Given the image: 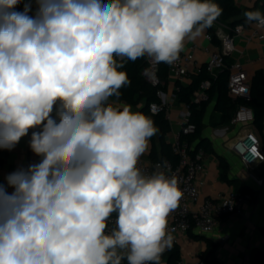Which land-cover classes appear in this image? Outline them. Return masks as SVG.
I'll list each match as a JSON object with an SVG mask.
<instances>
[{"label":"clouds","instance_id":"clouds-1","mask_svg":"<svg viewBox=\"0 0 264 264\" xmlns=\"http://www.w3.org/2000/svg\"><path fill=\"white\" fill-rule=\"evenodd\" d=\"M21 2L0 0V149L38 129L29 146L41 160L0 184V264H161L183 192L175 176L138 166L158 131L151 117L108 101L130 83L127 61L175 63L222 9L35 0L29 15L31 0L17 11ZM243 15L264 27L260 10Z\"/></svg>","mask_w":264,"mask_h":264},{"label":"crops","instance_id":"crops-1","mask_svg":"<svg viewBox=\"0 0 264 264\" xmlns=\"http://www.w3.org/2000/svg\"><path fill=\"white\" fill-rule=\"evenodd\" d=\"M29 0H22L17 5V11H23V5ZM32 9L36 8L35 0H31ZM237 6L250 10H260L264 13V0H235ZM245 31L243 35L236 38V50L229 58L232 64L239 62L248 73L250 82L252 76L258 70H264V29L262 37L250 38L255 22L243 24ZM218 32H229L225 25L217 26ZM208 31L205 29L203 34L194 40H186V43L197 45L194 62L189 67V74L180 84L187 86L192 80V76L200 71L206 65L209 59L207 49L213 51L217 45L208 40ZM176 80L169 78L167 93H174ZM234 97V96H233ZM236 98V97H234ZM113 106H122L126 102L116 100L111 97L108 101ZM215 102L209 103L205 115V127L203 136L208 138L216 153L223 156L230 166V177L233 184H228L220 179V163L217 154L205 153L203 162L205 172L203 173L204 185L201 186V195L203 198L211 197L217 193H226L230 190H240L247 188L251 194V201L244 206L241 214L227 215L218 220L215 229L208 234H202L198 231L191 232L196 237L189 235H180L181 258L191 259L201 257L208 249V242L214 245L213 254L210 257L216 264H264V163H256L248 169L240 158L232 150L233 144L247 132H254L259 135L254 123L252 124H232L220 123V113L214 111ZM129 105V104H127ZM134 112L138 108L131 106ZM185 111L184 105L175 103L169 112V120L172 131L166 136V140L171 142L180 130L179 120ZM55 115V113H53ZM216 122L218 125H214ZM38 129H33V131ZM156 134L152 137L155 141L158 153L161 152L160 132L157 128ZM31 131L25 137H22L11 153L4 165L0 169L1 184L6 185V176L15 171L18 167H27L33 163H39L41 157L36 156L29 146ZM149 141L148 151L140 158L149 161L153 146V139ZM253 173L262 184H258L250 175ZM12 191L11 188L8 189ZM161 264L170 263L167 256H161Z\"/></svg>","mask_w":264,"mask_h":264},{"label":"built area","instance_id":"built-area-1","mask_svg":"<svg viewBox=\"0 0 264 264\" xmlns=\"http://www.w3.org/2000/svg\"><path fill=\"white\" fill-rule=\"evenodd\" d=\"M33 8L31 15L35 13ZM229 29V28H228ZM264 27H255L252 29L250 38L262 37ZM245 27L238 24L229 32H218L217 37L220 44L213 51L207 49L209 59L206 63V70L212 76L217 74L225 67V58H230L236 50V38L243 35ZM208 40L212 42V37L208 35ZM197 45L189 44L185 41L183 51L180 53L178 60L169 65V78L176 81H182L189 74V67L194 62L195 51ZM148 66L144 71L146 79L154 87H158V96L161 102H153L149 106L150 112L158 114L165 107L168 118L171 107L177 103L175 91L172 95L160 87L163 82L159 76V64L154 63L151 58L147 57ZM211 81H204L200 89L195 93L193 100L196 103L207 102L209 100L208 88ZM228 86L232 96L240 98L246 102L251 100V82L248 73L239 62H235L230 67ZM185 111L182 113L179 125L180 130L172 141L173 152L178 156L177 162L172 160H143L140 159L138 166L142 171L150 175L155 171H164L169 177L175 176L178 180L179 187L183 192L179 206L168 217V231L173 237V244L180 243V235H189L193 231L202 234L211 233L219 219L231 215L241 214L244 206L250 203L252 197L249 192L230 190L226 193H217L214 196L203 198L201 195V186L204 185L203 173L205 172L204 150L200 149L191 153V146L184 136L192 134L196 130V126L190 122L189 107L185 104ZM232 124H252L254 122L253 110L242 104L238 107ZM234 153L240 158L241 162L248 168H252L256 163H264V143L261 137L254 132H247L240 137L232 146ZM159 166V167H158ZM251 177L258 183L262 184V180H258L253 173ZM115 214L109 221V229L115 226ZM168 251V250H166ZM124 264H127L125 261ZM174 264H208L202 257L191 259L180 258Z\"/></svg>","mask_w":264,"mask_h":264},{"label":"trees","instance_id":"trees-1","mask_svg":"<svg viewBox=\"0 0 264 264\" xmlns=\"http://www.w3.org/2000/svg\"><path fill=\"white\" fill-rule=\"evenodd\" d=\"M215 2L222 9V14L214 21L212 27L207 28V31L208 35L212 37V43L218 46L220 41L217 37V26L225 25L227 28L233 30L238 24L248 23L243 14L244 12L249 11V9L240 8L237 6L235 0H215ZM29 15H31V12ZM224 62L225 67L216 77H212L207 72L206 65H204L198 73L192 76V80L187 86L181 85L180 81H177L175 84V87L178 88L175 91L176 101L177 103L185 104L189 107L190 122L196 126L194 133L183 137L184 140L193 146L191 153L202 149L205 153L217 154L211 141L203 136L206 110L209 103L213 101L215 102L214 111L220 113L219 120L222 124L231 122L240 105L245 104L249 106L254 113L253 123L255 128L264 143V70H258L252 76L251 100L246 102L240 98H234L230 93L228 79L232 61L229 58H225ZM147 66V57L137 59L135 62L127 61L122 70L127 72L130 83L120 89L121 95L118 99L115 96H113V98L138 108V112H142L151 117L154 121L155 127L159 129L161 152L158 153L155 141L152 138L153 146L149 156L150 160H172L176 163L178 156L173 152L172 143L165 139L172 131L166 108L164 107L158 114H154L149 110L151 103L161 102V100L158 96L159 88L151 85L144 75ZM159 76L163 82V85L160 88L167 91L169 83L168 64L159 63ZM206 80L211 81V86L207 90L209 100L207 102L196 103L194 102L193 97L200 89L201 84ZM214 125L218 124L214 122ZM10 153L11 151L9 150L0 149V169ZM217 156L220 163V179L228 184H233V180L230 177L229 163L223 156L218 154ZM237 191L248 192V189L243 187ZM191 236L196 237L192 233ZM213 250L214 245L208 242L207 251L201 255L208 264H216L215 261L210 259ZM163 255L167 256L170 263L174 264L181 258L180 246L178 244H173L171 249L165 251ZM262 256L264 261V254H262Z\"/></svg>","mask_w":264,"mask_h":264},{"label":"water","instance_id":"water-1","mask_svg":"<svg viewBox=\"0 0 264 264\" xmlns=\"http://www.w3.org/2000/svg\"><path fill=\"white\" fill-rule=\"evenodd\" d=\"M32 131H33V129H32ZM32 131H31V134H32Z\"/></svg>","mask_w":264,"mask_h":264}]
</instances>
